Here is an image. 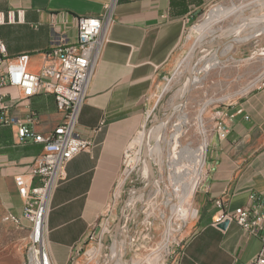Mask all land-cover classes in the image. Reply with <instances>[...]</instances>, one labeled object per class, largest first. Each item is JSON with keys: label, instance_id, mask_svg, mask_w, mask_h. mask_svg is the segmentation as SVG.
I'll return each mask as SVG.
<instances>
[{"label": "crops", "instance_id": "1", "mask_svg": "<svg viewBox=\"0 0 264 264\" xmlns=\"http://www.w3.org/2000/svg\"><path fill=\"white\" fill-rule=\"evenodd\" d=\"M215 0H0V11L24 9L21 23L0 24L4 59L28 55L27 70L37 73L50 49L52 14L67 12L63 26L76 39L74 16H98L109 6L112 21L93 65L77 129L94 145L68 161L66 178L51 194L44 225L45 247L56 264H68L109 201L125 148L139 128L147 99L166 62L182 41L189 23ZM242 54V53H240ZM247 55V54H242ZM5 64L0 65V81ZM1 83V82H0ZM10 124L0 126V202L6 211L21 215L23 200L13 181L42 150L31 139L20 140L16 128L29 112L36 114L35 133L46 135L62 120L54 97L39 93L23 99L21 89L0 84ZM207 104V103H206ZM206 106V105H205ZM204 106V107H205ZM207 115L209 135L205 151L204 183L194 196L197 207L191 235L172 264H247L260 259L264 244L246 235L235 222L214 224L221 200L228 210L249 204L251 192L264 197V85L231 98L221 113ZM203 108L198 122L203 126ZM197 115V116H198ZM104 126L96 134L91 129ZM228 127L225 137L218 127ZM193 212V208H192ZM30 222L15 226L29 233Z\"/></svg>", "mask_w": 264, "mask_h": 264}, {"label": "rangeland", "instance_id": "2", "mask_svg": "<svg viewBox=\"0 0 264 264\" xmlns=\"http://www.w3.org/2000/svg\"><path fill=\"white\" fill-rule=\"evenodd\" d=\"M220 7L223 12L211 15ZM261 33L264 34V0H215L189 23L148 96L139 128L125 148L117 180L100 216L102 223L106 222L107 232L101 236L99 233L92 243L85 245V252L74 264L174 263L192 233L197 207L194 201L189 204L188 217L176 229L177 221L170 217V205L165 204L167 197L172 202L177 199L166 163L171 147L168 151L165 143L162 171L153 160L156 153L150 155L148 148L154 147V137L159 133L168 138L175 131L173 124L182 119L181 115H185V122L178 137L180 146L202 147L209 135L208 113L214 107L215 111L220 110L232 97L264 82V52L248 55ZM215 61V65L205 70V66ZM195 76L200 79L193 81ZM179 104L182 107L177 111ZM202 108L203 126L198 122ZM162 122L166 126L160 130ZM148 130L149 145L140 146L135 140L141 131ZM146 157L152 166L151 177L146 170ZM201 160L194 196L204 183V147ZM7 214L0 202V264H21L29 243L28 233L6 220Z\"/></svg>", "mask_w": 264, "mask_h": 264}, {"label": "built area", "instance_id": "3", "mask_svg": "<svg viewBox=\"0 0 264 264\" xmlns=\"http://www.w3.org/2000/svg\"><path fill=\"white\" fill-rule=\"evenodd\" d=\"M109 9L107 5L98 16H74L72 20L77 32L74 42L68 39L65 30L56 27V17H59L60 24L64 26L68 13L61 11L58 15L52 14L51 46L44 53L46 63L37 73L27 70V54L10 59L0 57V65L5 64V73L0 81L2 84L19 87L23 99L39 93L50 94L62 113L61 122L46 135L35 133L33 125L37 122V117L33 112H29L16 128L21 141L31 139L42 144L41 152L24 166L23 172L13 177L17 192L23 200L22 214L19 216L8 212L5 217L10 222L21 221L23 218L31 224L29 233H34V247H26L25 264H56L44 243L45 217L52 192L66 178L65 167L68 161L94 145L93 138L82 136L77 125L94 62L106 40V29L112 21ZM24 17L25 11L21 8L0 11V24L21 23ZM0 52H5L1 41ZM263 85L264 82L256 87ZM7 109L4 95L0 94V126L11 123L5 114ZM217 112L221 113L222 110ZM103 126L104 123L100 122L91 132L96 134ZM227 132L228 127H218L219 137H225ZM249 201L246 206L228 210L221 200H217L216 203L222 211L214 224L223 221L235 222L246 235L258 237L264 244V197L251 192ZM99 219L100 217L97 221L99 231L95 229L87 233L82 245L71 251L68 264L76 263L75 259L85 252L83 247L92 243L99 233L101 236L107 232L106 222L102 223V219ZM247 264H260V259L256 258Z\"/></svg>", "mask_w": 264, "mask_h": 264}, {"label": "bare ground", "instance_id": "4", "mask_svg": "<svg viewBox=\"0 0 264 264\" xmlns=\"http://www.w3.org/2000/svg\"><path fill=\"white\" fill-rule=\"evenodd\" d=\"M231 11H233V10H231ZM221 12H223V9L220 7L219 9L212 11L211 15L221 13ZM235 32H237V29ZM246 39H248V38H246ZM246 39H245V41L253 42L252 41L253 39L252 40H246ZM255 41H256V43H255L254 48L252 47L253 48L252 52L248 53L249 57L253 56L256 52H258V53L264 52V34H262L258 38H256L254 40V42ZM216 63H217V61L213 62L212 64L205 66V70L209 69L212 65H215ZM199 79H200L199 77L195 76L193 78V81H198ZM181 107L182 106L179 104V106L177 107V111L180 110ZM173 110H175V109H173ZM181 117H182L181 120L179 119L177 122H175L173 124L175 131L172 132L168 138L163 136V133H159L158 135H156L154 137L155 138L154 147L148 148L150 155H152L153 153H156L157 156L153 160L155 161V163L157 162L159 164L158 165L159 169L162 171L163 163H165V159H163L164 156L162 157V151L165 147V143L167 145L166 147H167L168 151L171 147V154L169 155L167 153L168 159L166 160V163H167L168 172H169L168 175H170L169 180L172 181L173 193L176 195L177 199L175 202H172V198L170 199L167 197L165 200V204L170 205V209H171V216L170 217H173L176 219V221H177V225H176L177 228L176 229L181 228L182 223L184 224L186 218L189 215V212H190L189 204L192 203V201H193L194 189L196 188L197 184L199 183L200 171H201V167H202V163H203L201 160L203 147L192 148L189 144H186L183 146H180V144H179L178 137H179V133L182 129V125L185 122V115H181ZM165 126H166V122H162L159 126V129L163 130V129H165ZM148 136H149V130L148 131H141V133H139V135L137 137V140H135V141L137 143H139L140 146L148 147V145H149ZM161 143L162 144L164 143V145H162ZM144 154H145V152H144ZM181 162H184V164H181ZM145 165H146L147 173L151 177L152 176V174H151L152 173V166H151L149 160L147 159V157L145 158ZM154 183L157 184V182H154ZM12 223L16 226H19L21 224V221H12ZM167 233H168V231H167ZM28 240H29L28 247H34V233H28ZM115 247H116V245H115ZM113 253H115V252H113ZM114 257H115V255H114ZM114 257H112V258L114 259ZM21 264H25V259L23 260V262Z\"/></svg>", "mask_w": 264, "mask_h": 264}, {"label": "water", "instance_id": "5", "mask_svg": "<svg viewBox=\"0 0 264 264\" xmlns=\"http://www.w3.org/2000/svg\"><path fill=\"white\" fill-rule=\"evenodd\" d=\"M228 221H223L221 223L218 224L219 227L223 228L227 225Z\"/></svg>", "mask_w": 264, "mask_h": 264}]
</instances>
